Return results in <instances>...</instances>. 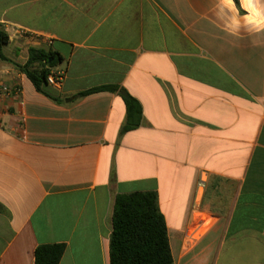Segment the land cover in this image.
Instances as JSON below:
<instances>
[{"label": "crops", "instance_id": "obj_1", "mask_svg": "<svg viewBox=\"0 0 264 264\" xmlns=\"http://www.w3.org/2000/svg\"><path fill=\"white\" fill-rule=\"evenodd\" d=\"M0 264H109L114 197L155 192L174 264H264V0H0ZM142 108L126 120L118 93Z\"/></svg>", "mask_w": 264, "mask_h": 264}, {"label": "trees", "instance_id": "obj_2", "mask_svg": "<svg viewBox=\"0 0 264 264\" xmlns=\"http://www.w3.org/2000/svg\"><path fill=\"white\" fill-rule=\"evenodd\" d=\"M7 43L8 36L0 29V61L12 65L27 77L37 92L50 97L45 90L50 86L46 78L61 62V57L51 50L30 47L26 62L20 65L3 54V46ZM103 91L118 93L124 102L126 120L120 135L137 129L142 121V108L126 90L115 85H103L80 92L76 97ZM63 252L62 244L40 245L34 251V264H59ZM109 264H174L166 223L158 209L155 192H134L114 197Z\"/></svg>", "mask_w": 264, "mask_h": 264}, {"label": "built area", "instance_id": "obj_3", "mask_svg": "<svg viewBox=\"0 0 264 264\" xmlns=\"http://www.w3.org/2000/svg\"><path fill=\"white\" fill-rule=\"evenodd\" d=\"M63 79V72H59L56 70H52L48 75H47V83L50 86L54 87H59L61 85ZM11 94V91L9 90L8 86L5 85L2 80L0 79V96L4 95H9Z\"/></svg>", "mask_w": 264, "mask_h": 264}]
</instances>
